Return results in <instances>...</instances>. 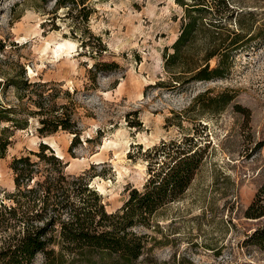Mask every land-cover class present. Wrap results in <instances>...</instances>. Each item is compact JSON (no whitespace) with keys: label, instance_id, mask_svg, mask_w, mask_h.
Masks as SVG:
<instances>
[{"label":"rangeland","instance_id":"1","mask_svg":"<svg viewBox=\"0 0 264 264\" xmlns=\"http://www.w3.org/2000/svg\"><path fill=\"white\" fill-rule=\"evenodd\" d=\"M234 1L256 12L258 26L264 22V0ZM64 2L0 0V80L18 73L19 63L29 81L54 83L57 102L74 103L80 133L69 152L73 134L58 129L44 137L38 118L19 108L11 115L25 124L1 121L0 137L10 143L0 157V202L14 204L12 158L37 160L29 152L43 141L62 155L67 173L86 172L108 212L123 204L125 188L143 187L150 164L160 170L172 149H193L201 158L198 169L182 196L156 213L155 226L139 229L152 238L133 264H264V252L244 243L264 224V216L244 214L264 184V34L234 53L223 78L170 90L155 82L167 77L163 48L178 34L182 6L174 0H85V20L80 3ZM223 91L233 99L215 101L213 111L203 108ZM1 98L19 103L12 86ZM42 260L38 254L34 264ZM75 264L115 262L92 253Z\"/></svg>","mask_w":264,"mask_h":264},{"label":"trees","instance_id":"2","mask_svg":"<svg viewBox=\"0 0 264 264\" xmlns=\"http://www.w3.org/2000/svg\"><path fill=\"white\" fill-rule=\"evenodd\" d=\"M174 1L184 12L176 38L163 48L167 77L155 82L157 85L180 90L192 82L223 78L234 53L248 47L252 40L263 38L264 22L256 24V12L249 6L239 5L234 0ZM70 2L80 3L79 12L86 10L85 0ZM64 3V0H55L57 6ZM83 17L87 19V11ZM242 17H249L252 23L243 25ZM212 59L216 60L214 66L210 65ZM17 65L18 73L11 77L1 76L0 122H11L15 127L25 124L27 119L21 121L11 115L19 108L38 118V132L44 137L58 129L73 134L68 148L71 152L80 136L74 103L71 100V106L58 103L59 90L51 87L54 83L29 81L21 64ZM10 86L19 103L6 105L1 94ZM64 94L70 97L69 91ZM207 99L203 108L213 111L217 106L215 101L225 104L233 95L223 91ZM9 143L7 135L0 137V157L5 155ZM29 153L37 160L27 154L13 157L10 163L15 185L10 198L14 204L0 202V264H34L38 254L43 257L41 264H75V258L92 253L110 255L115 264H133L152 238L139 229L155 226L156 213L182 196L201 161L197 150L184 151L177 146L169 152L171 158L160 170L150 164L149 176L141 189L125 188L128 194L123 204L108 212L100 193L90 185L86 172L67 173V162L44 142L39 143L38 151ZM244 214L247 218L264 216V184ZM244 243L264 252V224L248 233Z\"/></svg>","mask_w":264,"mask_h":264},{"label":"bare ground","instance_id":"3","mask_svg":"<svg viewBox=\"0 0 264 264\" xmlns=\"http://www.w3.org/2000/svg\"><path fill=\"white\" fill-rule=\"evenodd\" d=\"M64 43L62 44H57V49H53V53L54 54H57L58 53V50H62L63 47H64ZM62 52V51H61ZM44 143H46L45 141H43ZM55 152V155H57L58 157H61L62 158V155L57 151V150H54ZM100 191V190H99Z\"/></svg>","mask_w":264,"mask_h":264},{"label":"water","instance_id":"4","mask_svg":"<svg viewBox=\"0 0 264 264\" xmlns=\"http://www.w3.org/2000/svg\"><path fill=\"white\" fill-rule=\"evenodd\" d=\"M47 144V143H46ZM50 146V145H49ZM60 158V157H59Z\"/></svg>","mask_w":264,"mask_h":264}]
</instances>
